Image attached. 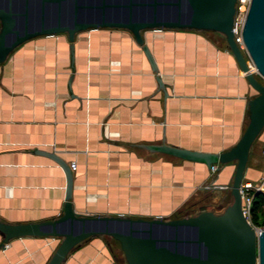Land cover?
<instances>
[{
	"label": "crops",
	"instance_id": "obj_1",
	"mask_svg": "<svg viewBox=\"0 0 264 264\" xmlns=\"http://www.w3.org/2000/svg\"><path fill=\"white\" fill-rule=\"evenodd\" d=\"M141 36L155 71L130 31L106 27L78 31L72 41L64 32L34 36L0 62V221L61 212L64 172L42 151L75 162L69 200L80 213L188 215L210 209L212 193L230 183L234 162L207 169L146 148L220 152L238 140L253 90L224 37L179 28ZM245 173L244 180L256 176ZM109 238L81 241L61 264H119ZM58 242L34 235L3 242L0 233V264H46Z\"/></svg>",
	"mask_w": 264,
	"mask_h": 264
},
{
	"label": "water",
	"instance_id": "obj_2",
	"mask_svg": "<svg viewBox=\"0 0 264 264\" xmlns=\"http://www.w3.org/2000/svg\"><path fill=\"white\" fill-rule=\"evenodd\" d=\"M235 0H0V62L20 43L38 35L64 32L69 41L78 31L123 28L130 31L155 71L141 31L179 28L220 33L253 90L247 100V122L228 149L208 152L165 143L146 145L181 159L215 164L234 162L231 201L220 212L201 209L172 217H131L80 213L70 198V168L52 152L42 151L63 169L65 195L61 212L34 222L0 221L2 241L34 235L57 237L46 264H61L81 241L106 235L116 240L125 264H264V228L256 229L241 211L239 184L254 140L264 128V0H250L241 30L249 60L231 30ZM72 52V43L69 45ZM254 67V70L251 68ZM158 85L163 84L157 76Z\"/></svg>",
	"mask_w": 264,
	"mask_h": 264
},
{
	"label": "built area",
	"instance_id": "obj_3",
	"mask_svg": "<svg viewBox=\"0 0 264 264\" xmlns=\"http://www.w3.org/2000/svg\"><path fill=\"white\" fill-rule=\"evenodd\" d=\"M250 0H235L234 12L232 16L231 30L233 34L234 42L242 53L246 52L245 46L242 41L241 30L245 20L246 12L249 6ZM249 60V59H248ZM247 60V61H248ZM254 70V67L251 65ZM263 148V159H264V141L262 142ZM75 165L74 161L69 163V167L73 168ZM213 169V168H212ZM217 187H220L216 185ZM259 192L264 195V169L262 170L259 178L255 181L242 179L239 184V193L241 198V211L248 223H250L256 229L264 228V225H256L251 216V207L254 193Z\"/></svg>",
	"mask_w": 264,
	"mask_h": 264
},
{
	"label": "rangeland",
	"instance_id": "obj_4",
	"mask_svg": "<svg viewBox=\"0 0 264 264\" xmlns=\"http://www.w3.org/2000/svg\"><path fill=\"white\" fill-rule=\"evenodd\" d=\"M245 58L248 60L247 53H243ZM264 131V128L261 130ZM263 144L258 140L257 138L254 140V142L251 145L250 148V155L248 156L245 171H249L250 169H254L256 176L252 181H255L259 178L262 170L264 169V159H263V153H262ZM255 156V157H254ZM252 157L253 160H252ZM246 173L243 176V179H246ZM231 182V181H230ZM229 184H227L225 187L216 190L212 193V195L209 198V203L206 205L210 208V210H213L214 212H220L228 203L231 201V195L229 192ZM256 222H254L256 225L262 226L264 225V206L260 208V210L257 211V216L255 219ZM110 243L114 246V250L116 253V256L118 258L119 264H125V260L123 257V254L120 250L119 244L116 240H113L112 238H109Z\"/></svg>",
	"mask_w": 264,
	"mask_h": 264
},
{
	"label": "trees",
	"instance_id": "obj_5",
	"mask_svg": "<svg viewBox=\"0 0 264 264\" xmlns=\"http://www.w3.org/2000/svg\"><path fill=\"white\" fill-rule=\"evenodd\" d=\"M263 206H264V195L259 192L254 193L252 207H251V216H252L253 222H256L255 219L257 216V211L260 210V208H262ZM184 214L185 213L178 214L175 216H182Z\"/></svg>",
	"mask_w": 264,
	"mask_h": 264
}]
</instances>
